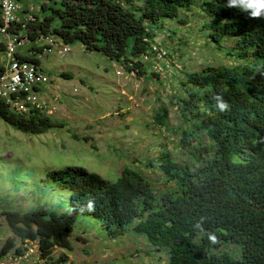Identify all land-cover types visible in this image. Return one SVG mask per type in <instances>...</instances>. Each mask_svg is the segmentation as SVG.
<instances>
[{"label":"trees","instance_id":"16d2710c","mask_svg":"<svg viewBox=\"0 0 264 264\" xmlns=\"http://www.w3.org/2000/svg\"><path fill=\"white\" fill-rule=\"evenodd\" d=\"M129 2L43 0L35 20L24 27L17 24L13 32L26 33L31 50L38 48L33 44L38 37L50 34L65 44L79 43L86 51L101 53L126 69L137 59L139 68L141 54L151 51L154 43L151 31L170 21L186 23L179 13L199 4L208 38L219 47L231 40L227 50L237 62L209 65L180 81L185 94L175 97V104L183 103L180 107L187 111L182 116L187 130H182L179 145H190L191 150L181 163L168 151L158 154L155 165L149 161L161 172L158 191L129 165L114 181L83 167L51 170L45 182L48 188L68 192V206L60 211H5L11 237L2 244L0 257L16 238L37 240L44 264H66V256H54L53 249L71 250L68 237L83 217L111 233L128 228L155 251L162 250L165 264H264V77L256 72L257 65L264 64V18L226 7L228 0H142L138 10H131ZM22 53H17L21 60L40 63ZM217 93L230 104V111L218 110L213 100ZM155 118L166 124V111L158 109ZM0 119L32 135L53 125L43 115H14L1 101ZM197 131L205 134L208 144L196 140ZM188 136L192 143L185 139ZM39 192L42 196L43 190ZM89 201L93 211L86 209ZM201 217L207 218L204 228L215 231L219 243L213 245L193 230Z\"/></svg>","mask_w":264,"mask_h":264},{"label":"rangeland","instance_id":"374dc122","mask_svg":"<svg viewBox=\"0 0 264 264\" xmlns=\"http://www.w3.org/2000/svg\"><path fill=\"white\" fill-rule=\"evenodd\" d=\"M19 1L20 16L39 14L43 3ZM129 4L134 7L131 10H138L142 0ZM179 17L186 23L170 21L163 29L150 30L154 43L151 51L141 54L139 68L128 62L132 67L126 69L101 53L84 50L79 43L67 44V54L52 53L40 60L49 77L50 93L58 96L57 112L50 118L53 125L36 135L17 131L0 119V248L11 237L5 211H60L68 206V192L48 188L45 182L51 170L83 167L114 181L129 165L140 170L158 191L162 185L161 172L154 167L158 154L168 151L177 163L186 159L190 145L179 144L182 130H187L182 119L187 111L180 107L183 103L175 104V97L185 94L180 81L203 67L237 61L227 50L231 40L219 47L208 38L199 4L181 11ZM4 42L0 35V44ZM160 108L166 111V124L156 122ZM195 135L197 141L208 144L205 134ZM185 139L192 143L193 137ZM201 148L196 147L199 152ZM150 160L153 166H149ZM113 232L81 217L68 237L71 250L55 248L53 255L66 256V264L166 263L162 250L155 251L128 228ZM30 260L35 263L36 257Z\"/></svg>","mask_w":264,"mask_h":264},{"label":"built area","instance_id":"2783aa9c","mask_svg":"<svg viewBox=\"0 0 264 264\" xmlns=\"http://www.w3.org/2000/svg\"><path fill=\"white\" fill-rule=\"evenodd\" d=\"M19 0H0V35L4 39L2 58H0V101L8 110L17 116H52L57 112L58 96L49 89V77L41 63L21 60L17 53L25 52L38 60L52 53L64 55L69 53V46L53 35L38 37L35 43L38 48L27 46L29 40L26 33L13 32L17 24L26 26L35 20L30 12L18 14ZM61 40V42H58ZM23 54V53H22ZM16 243L0 257V264H43L39 259V243L37 240ZM36 257V262L30 258Z\"/></svg>","mask_w":264,"mask_h":264},{"label":"clouds","instance_id":"9594fccd","mask_svg":"<svg viewBox=\"0 0 264 264\" xmlns=\"http://www.w3.org/2000/svg\"><path fill=\"white\" fill-rule=\"evenodd\" d=\"M226 7L237 8L240 11L247 13L249 17L253 19L264 18V0H228ZM134 60H137V59H134ZM134 60L132 62L133 66H135V63H136V61ZM129 67L131 69L132 66H129ZM256 72L261 77H264V64L257 65ZM213 100L216 102V106L220 112H227L231 110L230 104L223 98V95L221 93H217L216 95H214ZM46 117L51 118V116H46ZM86 209L88 211L94 210V205L92 201L88 202V204L86 205ZM80 218L81 217H79V219ZM206 219H207L206 217H201L193 225V230L203 233L211 244L213 245L217 244L220 241H219V237L217 236L216 232L210 231L204 228V223L206 222Z\"/></svg>","mask_w":264,"mask_h":264}]
</instances>
